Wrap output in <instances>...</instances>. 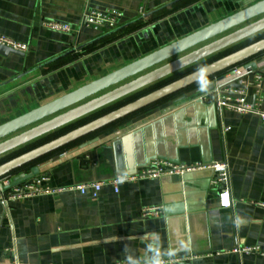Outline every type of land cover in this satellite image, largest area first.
Returning a JSON list of instances; mask_svg holds the SVG:
<instances>
[{"label": "crops", "instance_id": "crops-1", "mask_svg": "<svg viewBox=\"0 0 264 264\" xmlns=\"http://www.w3.org/2000/svg\"><path fill=\"white\" fill-rule=\"evenodd\" d=\"M253 1L0 0V35L28 46L22 56L0 53V125ZM89 9L120 12L122 29L106 37L82 27ZM49 20L68 24L72 34L43 28ZM247 63L254 66L253 74L260 71L264 53ZM226 73L110 124L82 141L97 139L82 150L76 145L9 174L12 180L37 167L34 178L45 176L48 187L61 191L7 206L0 202V264H10L4 250L12 244L23 264H155L165 258L181 259L173 264H264L263 257L238 251H264V126L255 114L220 110L196 99L207 97L204 91L214 81L222 82ZM227 88L238 89L235 84ZM244 91L252 103L255 89ZM260 91L263 110L264 78ZM152 160L189 167L225 161L231 207L220 206L209 170H196L185 179L145 178L120 184L116 191L107 184L114 175L135 173ZM94 182L104 183L95 199L72 190ZM150 209L159 211L144 216Z\"/></svg>", "mask_w": 264, "mask_h": 264}, {"label": "water", "instance_id": "water-1", "mask_svg": "<svg viewBox=\"0 0 264 264\" xmlns=\"http://www.w3.org/2000/svg\"><path fill=\"white\" fill-rule=\"evenodd\" d=\"M261 33H264V0H254L253 3L223 20L212 23L204 29L142 57L139 61L128 64L124 68L76 89L74 92L63 95L55 101L0 125V157L45 136L59 132L64 127L84 121L109 108V106L122 103L144 89L159 84L161 81L176 75V73L208 60L210 57L233 48L247 39L261 35ZM263 52L264 37L214 60L208 65L193 70V72L177 78L175 81L145 93L137 99L128 101L106 114L92 118L91 121L79 125L57 138L8 159V161L0 164V179L50 153L59 151L69 144L91 136L100 129L110 126V124L140 112L143 108L228 71L232 67L243 65L249 70L250 67L253 68L254 66L247 61ZM0 53L22 56V54L6 47H0ZM30 72L32 71L25 72L23 75ZM23 75L15 79L23 77ZM235 87L240 88L237 85ZM211 89L212 86L204 93H210ZM197 102L201 101L197 100ZM210 104L213 105L212 102ZM96 140L93 138V140L81 142L77 144V147L82 150L92 145ZM66 157V154L61 156V158ZM38 173L39 169L32 167L26 175L20 174L14 177L11 185L21 184L34 178ZM187 176L188 174H183L182 178L185 179Z\"/></svg>", "mask_w": 264, "mask_h": 264}, {"label": "built area", "instance_id": "built-area-1", "mask_svg": "<svg viewBox=\"0 0 264 264\" xmlns=\"http://www.w3.org/2000/svg\"><path fill=\"white\" fill-rule=\"evenodd\" d=\"M140 15L144 16L143 8H140ZM121 22L122 14L118 11H96L89 9L82 15L81 26L88 29L91 28L96 32L107 33L117 31L121 28ZM42 26L53 33L70 35L73 32L68 24L57 20L44 21ZM0 47H6L20 54H25L28 51V46L25 44L18 43L2 35H0ZM250 74H253L251 67L249 70L244 66L232 67L228 70V73L224 74L222 82L219 83L218 81H214L210 93L206 94L208 95V100L206 99V96H200L196 99L200 101H208V103L212 102L213 105L220 110H232L242 115L248 113L255 114L258 116L260 124L264 126V109L262 110L260 108L263 103L260 90L264 78V68L254 73L252 79H249ZM229 84H235L241 89L229 90L227 88ZM248 86H252L256 91V96L252 103H248L245 100L244 89ZM221 90L224 92L223 95L221 94ZM233 91H235L234 93H237L236 96L232 95ZM63 155L64 154L61 156ZM196 170H209L212 172L214 178L211 181L210 186L216 191L220 206L222 208H230L231 199L229 194L228 167L225 161L213 162L210 165L196 164V166L189 167L184 164L177 165L165 160H152L143 169L135 171V173H119L114 175L107 184L113 187L114 191H116L120 184L143 180L145 178L159 179L163 176H180L196 172ZM11 181L12 180L7 177L0 179V191L3 195L0 198V202L3 206H7L10 201L23 200L29 197L43 195V193H57L61 191V189L52 190L48 187V178L45 176L33 178L32 180L14 186L11 185ZM103 184L104 183L101 182H94L85 185H78L77 187L72 188V190L79 191L80 194L88 195L90 198L95 199ZM158 211V209H150L143 212V214L144 216L153 215L157 214ZM238 251L245 254L254 253L264 258V251L259 247L243 248ZM4 252L10 260V264H23L17 257L15 244L6 248ZM180 261L181 259L177 258H165L158 260L155 264H173Z\"/></svg>", "mask_w": 264, "mask_h": 264}, {"label": "trees", "instance_id": "trees-1", "mask_svg": "<svg viewBox=\"0 0 264 264\" xmlns=\"http://www.w3.org/2000/svg\"><path fill=\"white\" fill-rule=\"evenodd\" d=\"M119 29H120V28H119ZM121 29H122V28H121ZM114 32H115V31H114ZM114 32H112V33H114ZM107 33H109V34H107ZM107 33H106L107 35L105 34L106 37H107L108 35H111V34H112L111 32H107ZM262 37H264V33H261V35H258V36H255V37H252V38H250V39H247V40H245L243 43H241V44H239V45H237V46H235V47H233V48L227 49V50L224 51V52L218 53V54H216V55L210 57V59H208V60H205V61H203V62H201V63H199V64H196V65H194L193 67H190V68H188V69H186V70H184V71H181V72H179V73H176V75L172 76L171 78H168V79H166V80H163V81H161L159 84H156V85H153V86H151V87H149V88H147V89H144L142 92L138 93L137 95L131 96L129 99H126V101H123L122 103H119V104H116V105L109 106V108L103 110V111L100 112V113L94 114L92 117H90V118H88V119H86V120H84V121L76 122V124H74V125H69V126H67V127H64V128H62V129H60L59 132H56V133H54V134H52V135L45 136V137H43L41 140H37V141H35V142H33V143H30V144L26 145L25 148H23V149H21V150H18L17 152H15V153H13V154H11V155H8V157H6V158L0 160V164L3 163V162L8 161V159H11V158L16 157V156H18V155H21V154L25 153V152L28 151V150H31V149H33V148H35V147H37V146L42 145V143H45V142L50 141V140H52V139H54V138H57V137H59V135H62V134H64V133H67V132L71 131L72 129H75L77 126L82 125V124H84V123H86V122H88V121H91L92 118H96V117H98V116H101V115H103V114H106V113H108L110 110H113V109H115V108H117V107H119V106H121V105L126 104V102H128V101H131V100L137 99V98L143 96L145 93H148V92L153 91V90H155V89H157V88H160V86H162V85H165V84H167V83H170V82H172V81H175V80H177V78H180V77H182V76H184V75H186V74H188V73L193 72V70H196V69H198V68H200V67H202V66L208 65V64H210V62H212V61H214V60H217V59H219V58H221V57H223V56H226L227 54H229V53H231V52H233V51H236V50H239V49H241V48H244V46H246V45H249V44L254 43V42L258 41V40H261ZM263 53H264V52H263ZM260 55H261V54H260ZM258 56H259V55H258ZM225 72H226V71H225ZM222 73H224V72H222ZM222 73H220V74H222ZM218 75H219V74H218ZM218 75H216V76H218ZM213 77H215V76H213ZM213 77H211V78H213ZM211 78H210V79H211ZM210 79H207V80H204V81L199 82V83H197V84H194V86H197V85L203 84V83L207 82V81L210 80ZM194 86H192V87H190V88H194ZM188 89H189V88H188ZM181 92H182V91H181ZM176 95H177V94H176ZM174 96H175V95H174ZM171 97H172V96H171ZM168 98H169V97H168ZM160 101H161V100H160ZM158 103H159V102H158ZM155 104H156V103H155ZM120 121H121V120H120ZM105 128H106V127H105ZM103 129H104V128H103ZM100 130H102V129H100ZM100 130H99V131H100ZM96 133H97V132H96ZM94 134H95V133H94ZM94 134H93V135H94ZM93 135L88 136V137H85V138H83V139H80V140L76 141L75 143L69 144V145H67V146H65V147H63V148H61V149H59V151H56V152L50 153V154H48V155L42 157L41 159H39V160H37V161H35V162H33V163L27 164L25 167H23L22 169H20V170H18V171H15L14 173L19 172V171H21V170H24V169H26L27 167H31V166H33L35 163H37L38 161H41V160H42L43 158H45V157H48V156H51V155H54V154H58V153L61 152V151H64V150L69 149V148H72V147L76 146L77 144H79L80 142H82V141H84V140H86V139L92 137ZM6 177H7V176H6Z\"/></svg>", "mask_w": 264, "mask_h": 264}]
</instances>
